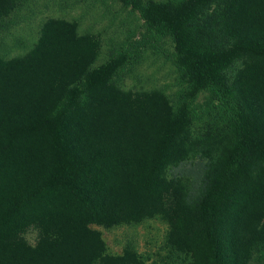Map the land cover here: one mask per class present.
Listing matches in <instances>:
<instances>
[{
  "label": "trees",
  "instance_id": "obj_1",
  "mask_svg": "<svg viewBox=\"0 0 264 264\" xmlns=\"http://www.w3.org/2000/svg\"><path fill=\"white\" fill-rule=\"evenodd\" d=\"M25 1L0 0V32ZM131 3L172 37L195 90L222 86L223 69L248 58L227 104L232 143L188 202L165 178L188 152L185 112L174 114L159 94L109 87L117 63L92 67L96 42L75 23L46 21L26 56L0 60V264H134L132 254L104 256L88 225L154 215L170 223L168 243L191 252L192 264H256L264 249V0ZM218 4L227 47L207 44L194 27ZM29 228L40 232L35 247L22 237Z\"/></svg>",
  "mask_w": 264,
  "mask_h": 264
},
{
  "label": "rangeland",
  "instance_id": "obj_2",
  "mask_svg": "<svg viewBox=\"0 0 264 264\" xmlns=\"http://www.w3.org/2000/svg\"><path fill=\"white\" fill-rule=\"evenodd\" d=\"M144 1V0H142ZM178 5L184 0H151ZM132 0H26L4 23L0 32V60L23 58L37 44L43 24L50 19L75 23L80 36L96 42L92 67L111 61L117 67L108 86L123 94L161 95L174 114L184 111L189 123L182 134L187 155L166 167L165 178L195 203L204 191V175L209 165L227 148L233 128L235 80L249 60L238 58L222 71V86L195 90L187 61L176 51L172 37L146 22ZM196 30L206 43L227 47L223 5H211L198 14ZM228 90V94L224 90ZM81 104L86 102L82 96ZM97 120V125H101ZM98 234L103 255H134V264H192V253L179 251L168 243L170 223L160 215L139 221L120 222L106 227L89 224ZM30 247L40 240V232L29 228L22 234ZM256 264H264V249L256 253ZM255 260V261H256Z\"/></svg>",
  "mask_w": 264,
  "mask_h": 264
}]
</instances>
